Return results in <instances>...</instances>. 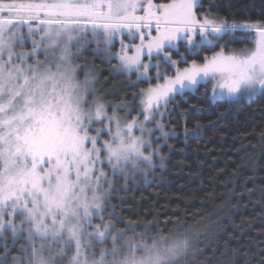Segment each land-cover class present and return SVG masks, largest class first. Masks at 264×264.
I'll list each match as a JSON object with an SVG mask.
<instances>
[{"label":"snow or ice","instance_id":"6c2138e0","mask_svg":"<svg viewBox=\"0 0 264 264\" xmlns=\"http://www.w3.org/2000/svg\"><path fill=\"white\" fill-rule=\"evenodd\" d=\"M197 6L198 0H171L158 6L148 0L147 8H143L142 0H41L40 3L0 0V230L8 225L14 237L18 232L27 233V247L22 252L28 255L13 257L14 264H25V259L30 264H54L66 254L62 252L45 260L42 254L48 247L42 244L37 249L38 241L49 247L63 242L66 251L74 249L72 264H81L82 253L95 251L84 241L85 235L107 242L109 225L101 222L92 231H86L93 227V219L102 221L100 213L106 211L107 196L112 189V181L103 167L110 166L113 173L123 175L129 168L139 171L140 163L151 165L156 153L154 150L144 154L151 147L150 140L144 138L146 131L149 136L155 130L164 136L168 134L163 132V124L149 130L145 124L153 121L157 113L163 116L160 108L174 95L202 81H215L214 94L229 96L264 89V25L230 24L209 16L198 17ZM137 10L144 11L148 19L132 15ZM24 15L28 18L23 19ZM13 16L21 19H12ZM82 19L106 21L91 25L101 30L99 35L105 43H111L122 26L130 28L134 24L140 31L154 24L159 35L153 43H142L135 49L137 55L129 56L125 51L119 56L123 69H135L145 81L150 79L151 70L150 64H143L140 59L145 47L150 58L155 52L175 69L168 77L158 72L157 79L163 83L139 94V115L144 116V123L134 120L122 127L118 118L105 116V105L98 98L89 104L93 81L75 83L76 71H67L70 56L67 46L59 62L36 59L28 63L42 48L45 53L55 51L65 43V37L68 45L77 39L76 34L80 39L88 35V25L84 31L80 28ZM114 20L119 22L110 23ZM33 22L45 27L33 28ZM20 24L28 26L29 36L43 32L40 40L31 41L30 53L15 51L14 42L26 40L15 27ZM238 30L256 31L255 46L229 54L228 42L220 45V41L226 35L234 36ZM144 38L140 36L142 42ZM181 40L191 49L219 45L220 51L211 58L205 57L202 65L193 61L180 70L165 47H175ZM53 68L55 72L51 71ZM105 118L110 124L115 121L116 127L114 134L110 127L107 130L110 142L101 144L99 137L105 130L98 129L95 136L88 133L94 122ZM137 130L141 133L139 137L134 135ZM105 186L107 190L103 191ZM16 216L22 217L19 228L14 223ZM23 225L28 227L25 229ZM121 235L117 234L115 239ZM106 255L103 253L96 264H103ZM5 261L6 257L0 258V264ZM153 264H159V260Z\"/></svg>","mask_w":264,"mask_h":264},{"label":"trees","instance_id":"16d2710c","mask_svg":"<svg viewBox=\"0 0 264 264\" xmlns=\"http://www.w3.org/2000/svg\"><path fill=\"white\" fill-rule=\"evenodd\" d=\"M195 12L230 24H261L264 0H200ZM252 34L238 30L220 45L241 49ZM166 51L183 68L204 63L220 46L196 50L179 42ZM113 62L91 57L88 65L96 67L105 97L134 104L155 80L115 75ZM163 125V163L146 173L114 174L103 221L111 231L145 242L179 241L159 264H264V89L212 98L210 83L201 82L171 98Z\"/></svg>","mask_w":264,"mask_h":264},{"label":"rangeland","instance_id":"374dc122","mask_svg":"<svg viewBox=\"0 0 264 264\" xmlns=\"http://www.w3.org/2000/svg\"><path fill=\"white\" fill-rule=\"evenodd\" d=\"M199 1L200 0H198V4ZM16 2L40 3L41 0H16ZM170 2L171 0L168 1L152 0L153 5L156 6ZM142 5L143 8H147L148 0H142ZM132 15L144 16L146 20L148 19L145 12L141 10H137L135 13H132ZM11 18L21 19V17L18 16H13ZM27 18H28L27 15L23 16V19H27ZM105 22L106 21H102V20L93 21V20L82 19L80 21V28L82 31H84L85 30L84 26L88 25L86 29L88 35H86L83 39H80L79 35L74 33L77 35V39L69 42L68 45L66 43L67 37H65L64 38L65 43H61L55 51L50 49L48 50L47 53H45L44 49L42 48L36 57H33L32 59L28 60V63L31 64L36 59H39L40 61L55 60L59 62L60 57L64 54V49L67 46L68 51L70 53V56L66 61L67 71L69 73L76 71L75 83L83 85L86 79H91L93 81L91 85L92 95L88 97L89 104H92V101L98 98L99 102L105 105V116L118 118L121 122L122 127H126L127 124L132 123L134 120L137 121L138 123H144V116L139 115V113L141 112V108L139 107L141 97L138 99V101H135L134 104H127L124 101H114L111 98L105 97V95L102 94L100 89L101 83L99 81L97 70H95L96 67L92 66V64L88 65V62L91 57L98 58L100 64L108 63L109 60L114 59L115 62H113V64L111 63L109 67L110 69L113 70L115 75L121 74L127 79H129L128 77L133 75L135 76L134 77L135 79L132 80L135 81L145 80L143 77L139 76V74L135 71V69L133 70L123 69L121 62L119 60V56L124 54L125 51L126 54L129 56L137 55L135 49L140 48L142 43L143 45H148L150 43H153L155 41V38L159 35V33L155 30L154 24L149 28H141L140 31H137L136 26L134 24L130 28L127 25H125L120 27L119 31H117L114 34L111 43H105L103 42L104 38L99 35L101 30L94 29L91 27L93 23H105ZM118 22L119 21L114 20L111 21L110 23H118ZM255 25H264V23L255 24ZM15 27L17 28V30L20 32L21 35L26 37V40L23 41L16 40L14 42L15 51L17 53H30L33 47L31 41L40 40V38L43 36V32H36L35 34L29 36L27 25L20 24V25H16ZM31 27L38 28L45 26L39 25L38 22H33ZM258 30L259 29H257L256 31ZM256 31H252L253 34L250 38L251 42L247 46L241 49H234V48L228 49L229 54H231L232 52H240L244 49L254 48ZM141 35L145 37L143 42L140 39ZM179 42H184V41L181 40L178 41L177 43ZM167 48L169 47L168 46L165 47L166 53H167L166 51ZM215 53L216 52L214 51L211 52L208 58H211L213 55H215ZM140 59L143 64H150L151 67V70L148 73L150 79H148L147 81L150 82L152 78H154L155 80L153 83H149L147 87L142 89V91L147 88L154 87L158 83H163L162 80L157 79L158 72L164 77H168L173 75V73H168L170 69L175 71V69L172 66H170L168 63H165L162 59V56L158 55L157 53L153 52L150 58L146 47L143 48L142 52L140 53ZM157 64L160 65L159 68L155 67V65ZM176 67H178L180 70H183V68H185V67L180 68L177 65ZM63 70L64 67L61 68V71ZM51 71L55 72L56 69L53 68ZM141 71H143L142 68ZM209 83H210L212 98L236 99L241 97H249L255 95L257 92L261 90V89H257L255 92L252 93H241L235 96H229L226 93H219V92L214 94L213 88L215 85V81ZM166 111H167V105L162 106L160 108V112L163 113V116L157 113L153 121L145 124V129L146 130L156 129L157 124H163V119L166 115ZM109 127L112 129L111 134H114L116 127L115 121L111 122V124L107 118L103 119L102 121H96L91 125V130L89 131L88 134L89 136H95L97 134L98 129H103L105 131L99 137L100 143L101 144L107 143L110 142L111 140V134L107 131ZM163 132H165L164 128H163ZM134 135L139 137L141 136V133L140 131L137 130L134 131ZM167 136L162 135L160 130L153 131L150 136L147 134L146 131L144 138L150 140L151 147L144 154L148 155L149 152H152L154 150L156 154L152 158L151 165H148L147 162L140 163L138 165L139 169H141L146 173L147 171H151L153 167L160 166L163 163L164 158L162 155H160L159 147L161 143L166 141ZM88 147H91V145L89 144ZM97 147H100V144H98ZM129 169H126L124 173L126 174L127 170ZM103 171L108 173L109 180L113 178L114 174H118V173H113L110 166H104ZM106 190H107V186H105V189H103V191ZM21 220L22 217L20 216H16L14 218V223L16 227L19 228L21 226ZM101 222H103V224L105 225H109L108 222L103 221V218L102 221L101 219H93L92 221L93 227L89 229L86 228V231H92L97 225L101 224ZM23 227L26 229L28 226L23 225ZM109 231H110V235L108 236L107 242L95 241L89 238L87 235L83 237L84 241L88 245L92 246V248H94L95 251L90 250L86 253H82L80 257L81 264H96L97 261L101 260V255L105 252L108 253V255L104 256L103 264H153V262H155L157 259L160 260L163 257V254L165 255L166 252L173 251L175 247L180 245L179 241L177 242L175 239L164 240L163 238H159L149 243V242H145V238L142 236H138V237L135 235L129 236L124 233H122V235L118 240L115 239V237L117 236V234H121V233L111 231L110 228ZM0 233H2V239H0V245H4V244L7 245L6 247H0V257L3 258L6 257L5 262H7V264H14L13 257H21V258H23L24 256L27 257L28 253L22 252V249L27 247L26 232H24L23 234L18 232L16 237H14L11 231V227L6 225L3 230H0ZM42 244H44L45 247H48V251L42 254L45 260H48L50 257L55 258L60 253L66 252L64 257L62 259H56L54 261V264H72L73 256L76 255L74 249L70 251H66V247L63 244V242L59 246L49 247L44 241H38L36 243V248L39 249V247ZM29 252H31V249H29ZM25 264H30V261L25 259Z\"/></svg>","mask_w":264,"mask_h":264}]
</instances>
